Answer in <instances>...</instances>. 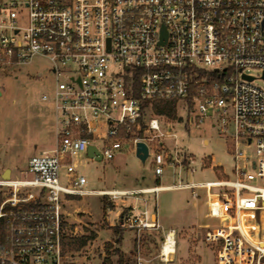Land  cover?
I'll return each mask as SVG.
<instances>
[{
    "label": "built area",
    "instance_id": "built-area-1",
    "mask_svg": "<svg viewBox=\"0 0 264 264\" xmlns=\"http://www.w3.org/2000/svg\"><path fill=\"white\" fill-rule=\"evenodd\" d=\"M36 55L56 78L52 97L42 96L53 105L55 142L29 159L31 178L0 177V264H63L66 197L143 192L88 190L83 157L113 160L140 141L150 153L157 138L174 135L155 105L173 103L177 115L181 102L188 125L209 119L231 140L235 161L232 178L167 188L194 198L197 188H221L206 196L218 221L205 233L215 264H264V89L247 71L264 78V0H0V69ZM153 163L158 177L165 166L196 171L177 150L157 152ZM121 225L137 232L136 264H175V229L150 258L143 234L162 228L158 218L125 213Z\"/></svg>",
    "mask_w": 264,
    "mask_h": 264
},
{
    "label": "rangeland",
    "instance_id": "rangeland-1",
    "mask_svg": "<svg viewBox=\"0 0 264 264\" xmlns=\"http://www.w3.org/2000/svg\"><path fill=\"white\" fill-rule=\"evenodd\" d=\"M256 76L254 84L264 89V78L260 69H249ZM56 78L52 64L44 56L36 55L28 63L16 64L0 69V177L11 169V179H29L28 161L54 146L55 126L53 105L43 101L42 96L52 97ZM175 118L161 115L162 130L171 122L173 136L157 138L151 144L150 155L145 162L137 157L135 150L126 146L124 154L113 160H92L84 156L78 170L87 178V189L132 188L158 184L154 159L157 152H177L180 159L190 154L196 171L165 166L161 183L173 185L182 181L209 182L232 178L234 157L231 140L220 135L207 119L201 125H188L189 110L181 102ZM163 143V149L156 147ZM187 162V161H186ZM220 166L226 176L221 175ZM64 173L65 170H62ZM258 183L257 179L252 181ZM219 187L197 188L198 198L191 189H165L153 199L157 200L158 216L162 228L148 230L143 234L146 254L154 258L159 253L164 233L170 229L177 232L176 254L173 263L215 264L214 245L205 238L207 227H215L218 221L207 215L205 205L208 192L218 193ZM137 195L104 196L87 194L66 197L62 202L65 220L63 264H118L120 216L130 207ZM153 197V196H152ZM70 199V200H69ZM84 210L85 212H83ZM111 225V226H110ZM85 237L87 243L78 249L71 239ZM135 232L126 230L128 247L133 245ZM156 259L151 264H158Z\"/></svg>",
    "mask_w": 264,
    "mask_h": 264
},
{
    "label": "crops",
    "instance_id": "crops-1",
    "mask_svg": "<svg viewBox=\"0 0 264 264\" xmlns=\"http://www.w3.org/2000/svg\"><path fill=\"white\" fill-rule=\"evenodd\" d=\"M216 166V165H214ZM158 184L156 185H146V186H137V187H132V188H107V189H88V190H94V191H100V192H115V193H124V192H133V191H137V190H143L142 193H139L140 196H137L136 199L131 203L130 207L125 208L120 216V226H116L117 228L120 227L122 229H117V232H119V248H120V252L123 254L124 256V261L125 264H136V255H135V249H136V237H137V232L133 229H126L121 225V218L122 215L125 213H129L132 215H136V214H142L144 211H148L149 213V217H151L152 219L154 217L158 218L159 220V216H158V207H157V200H156V204L155 206L153 205V199H157V194L165 189H168L167 187H169L170 185H166V184H162L161 183V176L156 178ZM155 187H159L158 191H151L153 188ZM144 190H148V191H144ZM132 195H137V194H132ZM104 196H108V195H104ZM123 196V195H121ZM128 196V195H127ZM153 196V197H152ZM73 197V196H68ZM70 200V199H69ZM205 205L207 207L208 210V205H207V201H205ZM83 212H85L84 210H82ZM64 212V211H63ZM208 215V213H207ZM161 224V223H160ZM111 226V225H110ZM126 230H130L135 232V237L133 238V245L130 248L128 247V242L125 239V231ZM148 230H156V229H148ZM148 230H146L144 233H146ZM145 245H144V240H143V254L146 257H149L145 252ZM119 260V259H118ZM177 264V263H175Z\"/></svg>",
    "mask_w": 264,
    "mask_h": 264
},
{
    "label": "trees",
    "instance_id": "trees-1",
    "mask_svg": "<svg viewBox=\"0 0 264 264\" xmlns=\"http://www.w3.org/2000/svg\"><path fill=\"white\" fill-rule=\"evenodd\" d=\"M165 105V106H164ZM155 110L159 114H166L170 118H175L176 117V110H175V105L173 103H167V104H156L155 105ZM215 169L219 171L221 175H224L220 166H216ZM3 200L2 195L0 194V203ZM119 241V239H118ZM87 243V239L85 237H82L81 239H71V244L74 246V248L78 249L81 246H84ZM119 255V260L118 264H125L124 261V256L120 252V250L116 251Z\"/></svg>",
    "mask_w": 264,
    "mask_h": 264
},
{
    "label": "water",
    "instance_id": "water-1",
    "mask_svg": "<svg viewBox=\"0 0 264 264\" xmlns=\"http://www.w3.org/2000/svg\"><path fill=\"white\" fill-rule=\"evenodd\" d=\"M247 78L250 80L252 79V77H248V76ZM94 152H96V148L94 146H90L89 151H88L89 156H93ZM136 155L138 158L142 160V162H145L146 159L149 157V149L145 142L143 141L138 142ZM97 160L100 161L102 160V158L98 157ZM2 178L4 180H10L11 179V169L9 168L6 169L5 172L2 174Z\"/></svg>",
    "mask_w": 264,
    "mask_h": 264
},
{
    "label": "bare ground",
    "instance_id": "bare-ground-1",
    "mask_svg": "<svg viewBox=\"0 0 264 264\" xmlns=\"http://www.w3.org/2000/svg\"><path fill=\"white\" fill-rule=\"evenodd\" d=\"M173 237V232L171 233V238ZM172 249V248H171ZM173 250V249H172ZM166 251H169V248L167 247ZM174 253V251H173ZM173 256V254H168V259H170Z\"/></svg>",
    "mask_w": 264,
    "mask_h": 264
}]
</instances>
